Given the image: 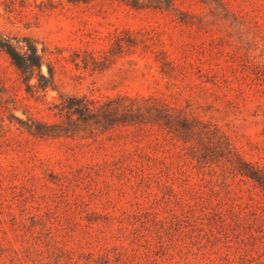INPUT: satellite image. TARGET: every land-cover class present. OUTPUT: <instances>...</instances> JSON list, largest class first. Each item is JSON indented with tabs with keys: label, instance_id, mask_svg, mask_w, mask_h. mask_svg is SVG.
Listing matches in <instances>:
<instances>
[{
	"label": "rangeland",
	"instance_id": "374dc122",
	"mask_svg": "<svg viewBox=\"0 0 264 264\" xmlns=\"http://www.w3.org/2000/svg\"><path fill=\"white\" fill-rule=\"evenodd\" d=\"M2 33L46 47L58 90L31 96L0 52V264H264V189L217 145L225 133L264 169V83L248 67L264 68V0H0ZM58 91L152 95L194 135L147 123L38 138L10 122L5 105L60 121Z\"/></svg>",
	"mask_w": 264,
	"mask_h": 264
},
{
	"label": "trees",
	"instance_id": "16d2710c",
	"mask_svg": "<svg viewBox=\"0 0 264 264\" xmlns=\"http://www.w3.org/2000/svg\"><path fill=\"white\" fill-rule=\"evenodd\" d=\"M74 4H89L105 0H68ZM126 4L134 9H159L170 10L174 8V0H112ZM186 12H181L178 17L180 22H187ZM121 40L116 42L109 53L111 56L122 51ZM0 52L4 53L15 67L20 82L24 84L25 91L36 98L40 93L45 96L49 89L58 90L54 75V68L47 58L46 47L39 46V41L29 35L12 36L0 34ZM47 65V73L43 71V65ZM93 68H105V62H99L93 58ZM250 71L257 80L264 83V68L256 62L249 66ZM1 80V79H0ZM1 92L7 88L2 84ZM59 101L53 103L50 109L60 121H48L35 117L32 113L23 112L26 118L19 117L13 109L17 105L5 108L10 112V122L18 124V128L38 138H56L73 135L81 130L106 131L117 126L134 124H158L169 133L188 142L194 135L191 123L180 114V110L173 112L172 108L163 100L154 96H130L118 94L108 96L103 101L95 100L86 95L69 94L58 91ZM9 99V98H8ZM11 100V99H10ZM218 147L227 150V160L232 164V169L243 176L252 179L258 186L264 189V169L251 161L244 159L232 146L229 137L222 133L218 137Z\"/></svg>",
	"mask_w": 264,
	"mask_h": 264
}]
</instances>
